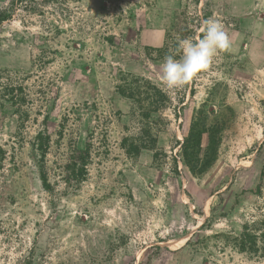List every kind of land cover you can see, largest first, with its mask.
Returning a JSON list of instances; mask_svg holds the SVG:
<instances>
[{"label":"rangeland","instance_id":"rangeland-1","mask_svg":"<svg viewBox=\"0 0 264 264\" xmlns=\"http://www.w3.org/2000/svg\"><path fill=\"white\" fill-rule=\"evenodd\" d=\"M0 264H264V0H0Z\"/></svg>","mask_w":264,"mask_h":264},{"label":"clouds","instance_id":"clouds-1","mask_svg":"<svg viewBox=\"0 0 264 264\" xmlns=\"http://www.w3.org/2000/svg\"><path fill=\"white\" fill-rule=\"evenodd\" d=\"M197 31L195 36L178 40L175 51L158 68L159 81L169 91L182 89L232 46L222 23L214 18L202 20Z\"/></svg>","mask_w":264,"mask_h":264},{"label":"trees","instance_id":"trees-1","mask_svg":"<svg viewBox=\"0 0 264 264\" xmlns=\"http://www.w3.org/2000/svg\"><path fill=\"white\" fill-rule=\"evenodd\" d=\"M42 137H43L42 132H40L39 135H38V139L42 138ZM41 145L42 144H40L39 145L40 147H38V148L43 151V156H45V150L42 149ZM188 145H189V142H188V139L186 137V143L184 145V151L186 153L188 152L187 151ZM89 158H90V145L88 143V145H86V147H84L83 149H79L76 152V154L74 156V164L75 165L79 164V169L82 171V170L85 169V165L87 164V161H88ZM83 177H84V172H81V178L78 179V182L83 180ZM42 178L44 180V184L48 185L49 182L47 180V176H46V173H45L44 170L42 171Z\"/></svg>","mask_w":264,"mask_h":264}]
</instances>
